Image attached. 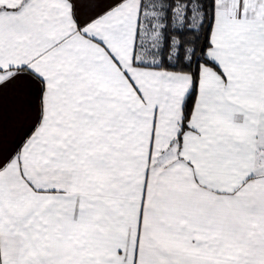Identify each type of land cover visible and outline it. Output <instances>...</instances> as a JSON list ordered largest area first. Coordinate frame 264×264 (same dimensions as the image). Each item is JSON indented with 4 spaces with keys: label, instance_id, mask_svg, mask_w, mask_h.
I'll list each match as a JSON object with an SVG mask.
<instances>
[{
    "label": "snow or ice",
    "instance_id": "obj_1",
    "mask_svg": "<svg viewBox=\"0 0 264 264\" xmlns=\"http://www.w3.org/2000/svg\"><path fill=\"white\" fill-rule=\"evenodd\" d=\"M0 264H264V0H0Z\"/></svg>",
    "mask_w": 264,
    "mask_h": 264
}]
</instances>
